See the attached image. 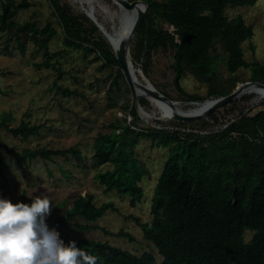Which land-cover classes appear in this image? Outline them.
Segmentation results:
<instances>
[{"label": "trees", "instance_id": "obj_1", "mask_svg": "<svg viewBox=\"0 0 264 264\" xmlns=\"http://www.w3.org/2000/svg\"><path fill=\"white\" fill-rule=\"evenodd\" d=\"M148 7L135 33L133 56L145 59L142 68L148 73L147 61L151 50L157 46L172 47L176 88L188 99H200L186 92L180 84L184 74H192L198 81L208 84V94L221 95L231 91V86L221 84L215 63L223 52V62L229 73L240 67L251 70L250 80L264 81V62L247 61L241 43L253 34L252 26L241 15L228 17L227 6L248 5L256 0H145ZM66 46L82 48L94 53L115 66L109 90L118 85L121 66L98 26L84 13H75L62 0H49ZM27 0H0V31L14 34L20 50H24L21 34H26L38 48L43 59L36 67L45 66L62 74L55 52L49 41L56 33L50 21L39 26L34 19L18 21L17 8L27 7ZM160 18L172 27L168 31L156 26ZM56 91L68 95L75 89L54 83ZM248 96V95H247ZM145 98H139L144 103ZM261 108L241 112L221 129L202 133L193 130H168L160 127L137 130L126 118H116L109 131H100L93 138L92 165L106 162L111 168L98 171L94 177L105 191L116 190L130 196V203L141 199L140 180L145 172L142 161L135 155V145L140 135H148L156 143L170 147L154 188L150 203L152 218L140 221L143 235L150 240L161 255L156 261L150 251L135 254L111 244L107 240L70 235L63 225L76 216L87 221L101 217L108 209H115L112 201L96 204L93 194H77L71 204L55 218H46L49 228L58 231L67 243L76 242L91 255L99 258L98 264H264V99ZM130 113L137 115V105L131 103ZM7 113L0 119L2 127L13 135L27 138L39 132L43 123L21 120L8 125ZM5 150L17 160H50L54 156H72L81 161V151L75 145L67 147H24L4 145ZM16 203V202H14ZM83 229L99 227L95 223L74 222ZM246 229L253 233L244 238ZM117 236L132 235L120 228L112 232Z\"/></svg>", "mask_w": 264, "mask_h": 264}, {"label": "rangeland", "instance_id": "obj_2", "mask_svg": "<svg viewBox=\"0 0 264 264\" xmlns=\"http://www.w3.org/2000/svg\"><path fill=\"white\" fill-rule=\"evenodd\" d=\"M27 1V7L17 8L15 18L18 21L34 19L39 26L50 21L55 26L57 31L49 41V48L55 52L52 60L59 62L62 74L58 77L56 70L51 67L35 66V62L43 59V50L27 38L26 34H21L24 50H20L13 33L0 31V119L3 113H7L10 126L17 125L21 120L43 123L37 134L27 138L15 136L4 127L0 129V198L8 199L12 203L31 204L34 196H47L51 201V213L46 218H55L79 193H92L96 204L110 200L115 209H108L94 221L76 216L64 224L63 228L75 237L107 240L135 254L150 251L159 262L161 255L157 248L144 237L140 225L132 216L138 217L140 221L151 220L150 203L155 180L170 153V147L156 145L148 135L138 137L134 147L135 155L142 161L145 172L139 182L143 194L141 199L132 205L129 195L118 193L116 190L105 191L103 185L94 177L96 172L112 167L110 162L99 166L92 165L94 136L100 131H109L111 122L116 118H126L127 123L134 122L133 126L137 130L160 127L178 131L199 130L202 133L217 131L241 112L261 108L263 99L255 93H244L222 107L215 108L205 117L193 120L162 117L158 108L148 98L141 97L147 100L144 103L135 99L122 68V74L117 78L118 85H113L109 90L116 67L106 64L103 59H95L92 51L69 47L63 43V32L49 0ZM62 1L68 3L73 12L86 14L80 0ZM101 2L111 9H118L114 0H100ZM92 4L96 18L109 26L110 20L105 18L99 1L92 0ZM225 13L228 17L241 15L245 22L252 26V36L241 43L243 56L247 61L257 60L263 63L264 0H256L248 5L227 6ZM155 23L157 27L172 30L169 24L158 17ZM98 30L102 33L101 28L98 27ZM134 36L135 34L131 38L129 55L136 79L138 75L141 80V74L136 73L140 68L163 94L176 101L188 99L173 82L172 47L153 48L149 59L146 60L148 73H145L142 68L145 59L132 55L135 52ZM217 51L220 57L215 63L221 84L231 86L232 90L240 82L250 80L251 70L248 67H240L229 73L224 66L223 52L219 45ZM54 83L75 89L77 94L64 95L56 91ZM180 84L186 92L196 94L200 99L213 96L208 94V84L198 81L192 74H184ZM131 103L140 105L135 116L129 110ZM179 105L183 109L188 107V104L181 102ZM4 145L14 146L16 149L75 145L80 149L82 159L77 161L72 156H54L50 160L40 157L17 160L5 150ZM76 221L95 223L99 227L78 228L73 225ZM120 228L129 232L132 238L112 233ZM252 233V230L246 229L245 240H248Z\"/></svg>", "mask_w": 264, "mask_h": 264}, {"label": "clouds", "instance_id": "obj_3", "mask_svg": "<svg viewBox=\"0 0 264 264\" xmlns=\"http://www.w3.org/2000/svg\"><path fill=\"white\" fill-rule=\"evenodd\" d=\"M50 213L47 196H34L31 204L0 198V264H98L97 256L48 227Z\"/></svg>", "mask_w": 264, "mask_h": 264}, {"label": "water", "instance_id": "obj_4", "mask_svg": "<svg viewBox=\"0 0 264 264\" xmlns=\"http://www.w3.org/2000/svg\"><path fill=\"white\" fill-rule=\"evenodd\" d=\"M116 2L120 4L123 8H125L126 10H132V9L134 10V15L131 21L128 22V28L125 34L122 37L116 38L117 40H115L116 41L115 44H113L111 41H109V43L124 72L123 75H125L127 81L129 82L133 90V94L136 100H138L141 97L148 98L147 94H152L155 97L166 102L172 108L173 114L169 118H174V119H179V120H193V119L205 117L215 108H218L220 106L222 107V105L229 103L234 98L241 96L242 94L245 93L244 87L248 85H256V86L264 87V81L262 80H246L244 82H240L239 84H237L230 92L226 94L213 95V96H210L204 99H184L181 101H176V100L171 99L167 95L163 94L162 92H160L147 79V77L143 74V71L140 68L136 70V73L141 74V80L138 78V75H137V79L132 78L130 70L128 69L127 56L130 54L129 49H130L131 38L137 31L144 17V13L148 7V3L145 0H116ZM84 11L86 15H88L94 21V23L99 27V23L96 19V16L93 10L87 11L84 9ZM134 82H136L139 86L144 88L146 93H143V92L136 93L134 91L135 90ZM261 99H264V96H261ZM205 101H209V105L206 109H204L200 113L186 114V113H180L176 109L177 103H180V102L181 103H201ZM137 107L140 108V105H138V103H137Z\"/></svg>", "mask_w": 264, "mask_h": 264}, {"label": "bare ground", "instance_id": "obj_5", "mask_svg": "<svg viewBox=\"0 0 264 264\" xmlns=\"http://www.w3.org/2000/svg\"><path fill=\"white\" fill-rule=\"evenodd\" d=\"M99 4L102 6V10L104 13L105 18L110 20V25L106 26L104 22H100L97 18V21L99 23V28H101L102 33L106 37V39L111 41L113 44H115V40L118 37H122L127 28H128V22L131 21L134 10H126L123 8L120 4L114 0L115 4H117L118 9H111L107 4L101 2L100 0ZM81 4L83 5L84 9L87 11L93 10L95 11V7L92 4V0H80ZM95 14V13H94ZM96 16V15H95ZM128 60V69L130 70V73L132 75V78L136 79L135 77V70L132 63V60L130 58V55L127 56ZM135 92L136 93H146L144 88L139 86L136 82H134ZM245 93H255L257 97L261 98V96H264V87L256 86V85H248L244 87ZM149 100L151 103L158 108L160 114L162 117H171L173 114L172 108L163 100L155 97L152 94H147ZM188 104V107L186 109H183L180 107L179 103H177V111L180 113H186V114H193V113H200L204 109H206L209 105V101L201 102V103H185ZM212 104V103H211Z\"/></svg>", "mask_w": 264, "mask_h": 264}]
</instances>
